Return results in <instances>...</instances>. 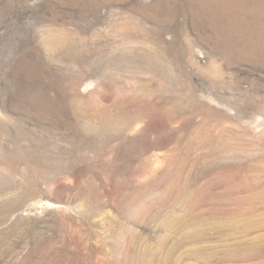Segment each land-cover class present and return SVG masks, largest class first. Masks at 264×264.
<instances>
[{"label":"rangeland","instance_id":"374dc122","mask_svg":"<svg viewBox=\"0 0 264 264\" xmlns=\"http://www.w3.org/2000/svg\"><path fill=\"white\" fill-rule=\"evenodd\" d=\"M0 264H264V0H0Z\"/></svg>","mask_w":264,"mask_h":264},{"label":"bare ground","instance_id":"6f19581e","mask_svg":"<svg viewBox=\"0 0 264 264\" xmlns=\"http://www.w3.org/2000/svg\"><path fill=\"white\" fill-rule=\"evenodd\" d=\"M233 191V190H232ZM234 212V211H233ZM231 213V212H230ZM261 243V242H260ZM261 245H254V246H252V247H250V248H246L247 246L246 245H243L242 247H241V249H242V256H246L247 255V251L248 250H257L259 247H260ZM246 248V249H245ZM245 249V250H244ZM237 250H239V248L237 249ZM255 255H257V254H255V253H253V254H251V257H253V256H255ZM230 255H228V256H226V258H228ZM225 258V257H224ZM169 259V258H168ZM167 262V261H166Z\"/></svg>","mask_w":264,"mask_h":264}]
</instances>
